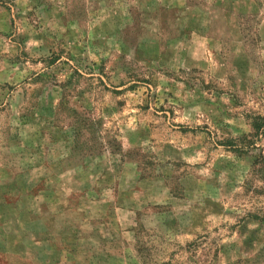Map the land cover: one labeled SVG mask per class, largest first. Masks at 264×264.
Returning <instances> with one entry per match:
<instances>
[{
	"label": "rangeland",
	"instance_id": "rangeland-1",
	"mask_svg": "<svg viewBox=\"0 0 264 264\" xmlns=\"http://www.w3.org/2000/svg\"><path fill=\"white\" fill-rule=\"evenodd\" d=\"M0 264H264V0H0Z\"/></svg>",
	"mask_w": 264,
	"mask_h": 264
},
{
	"label": "trees",
	"instance_id": "trees-1",
	"mask_svg": "<svg viewBox=\"0 0 264 264\" xmlns=\"http://www.w3.org/2000/svg\"><path fill=\"white\" fill-rule=\"evenodd\" d=\"M261 127V123H254V128L258 130Z\"/></svg>",
	"mask_w": 264,
	"mask_h": 264
}]
</instances>
